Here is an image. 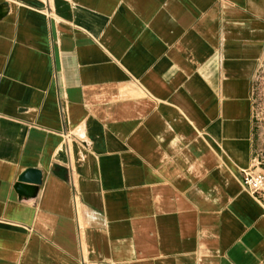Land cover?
Returning a JSON list of instances; mask_svg holds the SVG:
<instances>
[{
	"label": "crops",
	"instance_id": "0c3cea01",
	"mask_svg": "<svg viewBox=\"0 0 264 264\" xmlns=\"http://www.w3.org/2000/svg\"><path fill=\"white\" fill-rule=\"evenodd\" d=\"M263 55L264 0H0V264H264Z\"/></svg>",
	"mask_w": 264,
	"mask_h": 264
},
{
	"label": "rangeland",
	"instance_id": "374dc122",
	"mask_svg": "<svg viewBox=\"0 0 264 264\" xmlns=\"http://www.w3.org/2000/svg\"><path fill=\"white\" fill-rule=\"evenodd\" d=\"M256 157L264 170V55L253 83Z\"/></svg>",
	"mask_w": 264,
	"mask_h": 264
},
{
	"label": "built area",
	"instance_id": "2783aa9c",
	"mask_svg": "<svg viewBox=\"0 0 264 264\" xmlns=\"http://www.w3.org/2000/svg\"><path fill=\"white\" fill-rule=\"evenodd\" d=\"M256 157L251 169L243 173V186L255 199L264 204V170Z\"/></svg>",
	"mask_w": 264,
	"mask_h": 264
},
{
	"label": "water",
	"instance_id": "95a60500",
	"mask_svg": "<svg viewBox=\"0 0 264 264\" xmlns=\"http://www.w3.org/2000/svg\"><path fill=\"white\" fill-rule=\"evenodd\" d=\"M18 182L16 185L17 190H23L24 183L39 185L41 183V174L35 170H28L19 177Z\"/></svg>",
	"mask_w": 264,
	"mask_h": 264
}]
</instances>
